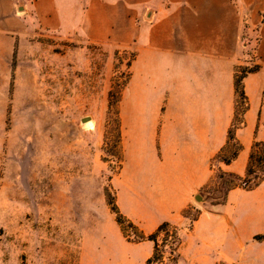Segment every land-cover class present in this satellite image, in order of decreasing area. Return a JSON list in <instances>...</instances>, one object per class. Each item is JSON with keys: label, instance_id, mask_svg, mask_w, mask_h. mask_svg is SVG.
I'll use <instances>...</instances> for the list:
<instances>
[{"label": "rangeland", "instance_id": "rangeland-1", "mask_svg": "<svg viewBox=\"0 0 264 264\" xmlns=\"http://www.w3.org/2000/svg\"><path fill=\"white\" fill-rule=\"evenodd\" d=\"M164 3L0 0V264H145L152 254V241L124 235L106 195L144 233L166 220L162 169L155 153L136 148L141 117L127 102V84L118 104L121 168L102 157L107 94L136 53L127 20L148 22ZM246 19L235 71L256 66L257 32L246 29ZM217 182L197 193L190 216L217 202ZM177 217L170 223L181 243L172 254L165 246L162 264H231L222 260L221 239L195 228L183 211Z\"/></svg>", "mask_w": 264, "mask_h": 264}, {"label": "crops", "instance_id": "crops-1", "mask_svg": "<svg viewBox=\"0 0 264 264\" xmlns=\"http://www.w3.org/2000/svg\"><path fill=\"white\" fill-rule=\"evenodd\" d=\"M164 2L148 22L134 15L127 20V43L136 46V53L126 99L141 117L133 132L136 148L140 144L142 152L155 153L162 169L163 220L174 222L210 182L211 159L226 144L245 15L246 29L257 32L253 64L258 68L243 78L249 107L235 130L241 149L230 163L219 161V167L243 175L251 144L264 140V0ZM262 222L264 182L251 190H229L223 204L202 208L194 227L222 240L224 262L264 264V248L257 250L253 239L264 232L257 228Z\"/></svg>", "mask_w": 264, "mask_h": 264}, {"label": "trees", "instance_id": "trees-1", "mask_svg": "<svg viewBox=\"0 0 264 264\" xmlns=\"http://www.w3.org/2000/svg\"><path fill=\"white\" fill-rule=\"evenodd\" d=\"M117 53V52H116ZM132 59L126 62L127 68H130ZM258 66L251 68H241L234 73V91H235V107L231 124L227 131V141L211 159L212 162L218 160L225 164L230 163L236 158L241 149V144L235 138V130L244 124V114L247 111L249 104L243 87V78L246 74L255 71ZM240 72V75L238 74ZM130 78V71L124 74L121 81L113 80L111 87L107 94V118L105 123L104 144L102 157L103 161L115 162L117 169L121 168L123 161L122 152V128L119 115L118 104L121 97L122 88L127 84ZM238 117H241L239 121ZM111 134L109 139L108 134ZM229 144L235 145V148L229 154H225V149ZM110 157V158H107ZM214 180H218L217 189L220 192V196L213 205L223 204L226 199V195L229 190L235 188H241L245 190H251L264 182V140H254L251 144L248 158L243 175H238L232 172L222 170L220 167L214 171L210 182L204 186L201 190L207 189ZM106 195L110 198L111 210L116 214V221L121 226V230L124 235L130 239V232H133V240L136 242L149 240L153 242L152 254L146 259L145 264H162L163 252L165 246L169 248V253L176 252L178 246L181 243V236L179 228L176 225L171 224L169 221L161 222L152 232L144 233L142 230H138L137 226L128 218H126L118 209L113 196L108 191ZM192 216L189 215V207L183 209V214L190 218L191 221H195L198 218L199 210H195ZM162 235V242L159 244L157 238ZM255 240H264V233L255 234L253 236ZM174 259V258H173Z\"/></svg>", "mask_w": 264, "mask_h": 264}, {"label": "water", "instance_id": "water-1", "mask_svg": "<svg viewBox=\"0 0 264 264\" xmlns=\"http://www.w3.org/2000/svg\"><path fill=\"white\" fill-rule=\"evenodd\" d=\"M198 200H200L198 197H196Z\"/></svg>", "mask_w": 264, "mask_h": 264}]
</instances>
